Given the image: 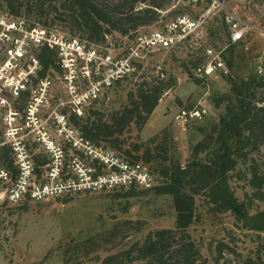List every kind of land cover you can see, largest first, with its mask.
Returning a JSON list of instances; mask_svg holds the SVG:
<instances>
[{
  "label": "rangeland",
  "instance_id": "1",
  "mask_svg": "<svg viewBox=\"0 0 264 264\" xmlns=\"http://www.w3.org/2000/svg\"><path fill=\"white\" fill-rule=\"evenodd\" d=\"M62 1L18 0L21 5L18 15L54 27L62 33L86 38L83 28H77L72 23L71 12L59 7ZM94 1L107 10L112 9L111 4L116 2ZM149 1L151 0L144 4L147 6ZM218 1L251 27L244 40L235 45L232 66L225 67L224 75L230 73L234 78H242L251 72L257 73V66L264 67V0ZM140 3L142 2L138 0L133 7ZM209 4L207 0H166L158 9L161 12L156 11L151 21L138 25L137 29L144 31L153 26L160 15L163 18L164 15L170 17L178 13L194 16ZM39 5H42V15L37 11ZM54 5L58 9H53ZM4 9L5 1L0 0V10ZM221 15V10L212 8L200 46H188L154 55L143 69L136 70L117 83L109 91L108 98L93 107L107 116L127 104L129 91L134 92L142 81L151 83L156 79L151 70L156 62H161L165 79H175V85L163 92L141 130L138 131L132 124L127 132L119 136L122 139L121 150L116 153L122 154L124 150H129L132 155H136L132 151V144L146 142L153 135L166 131L167 144L173 140L177 156L183 165L189 156L190 146L200 139L196 127L218 121L219 115L223 113L224 103L215 107L213 100L228 93L229 86L225 78L218 74L199 84L192 79L195 67L203 58V47L211 45L220 48L226 42L225 31L220 24ZM129 25L124 27H128L129 33H133ZM211 31H215V34L212 35ZM105 35L114 47L126 43L128 38L113 29H109V33ZM201 98L205 99L206 114L184 124L179 118L181 111L192 107ZM255 144L257 150L254 146L246 149L248 157L256 160L260 168L264 169V138ZM143 149L144 147L137 154H142ZM173 152L172 150L171 154ZM149 165L148 171L156 179L155 165ZM156 182L157 180L153 183ZM231 185L236 196L243 199L247 189L243 190V181L234 178ZM126 190L127 188H117L105 192H80L68 197L47 198L41 202L17 205L0 202V264H66L68 261L100 264V259L105 256L142 241L148 232L174 227V209L168 196H156L148 190L127 198L124 196ZM195 204L201 220L191 225L187 231L202 259L214 263L217 245L221 242L227 248L223 249L217 264H242L247 256H259L264 261V234L241 229L229 213H207L201 196L195 197ZM252 208L264 209V201H254Z\"/></svg>",
  "mask_w": 264,
  "mask_h": 264
},
{
  "label": "built area",
  "instance_id": "2",
  "mask_svg": "<svg viewBox=\"0 0 264 264\" xmlns=\"http://www.w3.org/2000/svg\"><path fill=\"white\" fill-rule=\"evenodd\" d=\"M144 7L142 2L134 10ZM213 7L221 10L227 36L220 48L202 49L193 78L205 83L226 73V49L251 29L218 0L194 16L160 15L153 26L136 29L117 47L107 35L102 43L92 42L0 10V202L17 205L80 192L150 188L154 178L144 164L89 141L75 122L84 121L117 83L143 69L154 55L200 46ZM41 48L54 52L58 70L41 74ZM151 70L165 79L161 62ZM257 74H264V67L257 66ZM204 103L201 98L184 108L179 118L184 124L200 119L206 114ZM5 158L11 168L2 166Z\"/></svg>",
  "mask_w": 264,
  "mask_h": 264
},
{
  "label": "trees",
  "instance_id": "3",
  "mask_svg": "<svg viewBox=\"0 0 264 264\" xmlns=\"http://www.w3.org/2000/svg\"><path fill=\"white\" fill-rule=\"evenodd\" d=\"M3 1L6 10L18 15L21 6L18 0ZM137 1L116 0L110 10L96 5L94 0H63L59 7L71 12L72 23L77 28H83L88 40L99 43L104 40L109 29L130 37L128 27L124 26L130 24L129 28L134 31L138 25L151 21L155 9L163 6L166 0H151L141 11H132ZM139 1L145 3L148 0ZM41 8L42 5L37 6L39 15L43 14ZM52 8L58 9L55 5ZM220 24L227 36L226 27L222 21ZM211 33L213 35L215 31ZM234 47L229 45L226 49L225 67L232 66ZM38 57L42 64L41 74L52 69L58 70L52 50L41 48ZM220 75L225 78L229 89L228 93L219 95L213 103L215 107L224 103L223 113L216 123L207 122L196 127L200 139L190 146L189 156L183 165L173 140L167 144L166 131L153 135L146 142L132 144V151L136 155H132L129 150L119 153L131 162L140 161L148 166L147 169L150 163H154L157 174L154 182H157L150 188H140L142 191L131 186L124 196L131 198L148 190L156 196H168L174 209V227L152 230L142 241L100 259V264H217L227 245L218 243L215 262L210 263L201 258L199 249L187 231L201 220L195 204L196 196H201L207 213H229L241 229L264 234V209L252 208L254 201H264V169L260 168L256 160L248 157L249 152L246 151L250 146L257 150L255 143L264 138V74L258 75L254 71L242 78H234L230 73ZM192 80L196 84L200 83L195 77ZM174 85L175 79L171 77L163 80L156 78L151 83L142 81L134 92L127 93V104L121 108L107 116L91 108L84 121L75 123L89 141L105 143L102 144L104 147L120 151L122 139L119 136L127 132L132 124L138 131L141 130L163 92ZM143 147L142 154L138 155ZM172 150L174 152L171 154ZM6 160L2 166L11 168V162ZM234 178L243 181V190L247 188L243 199L236 196L231 185ZM66 264L81 263L68 261ZM242 264H264V261L259 256H247Z\"/></svg>",
  "mask_w": 264,
  "mask_h": 264
}]
</instances>
